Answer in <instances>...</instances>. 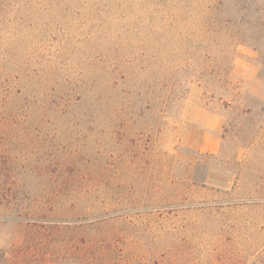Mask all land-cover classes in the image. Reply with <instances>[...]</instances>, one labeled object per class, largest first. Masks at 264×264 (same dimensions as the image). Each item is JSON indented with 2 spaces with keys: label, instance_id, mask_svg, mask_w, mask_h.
<instances>
[{
  "label": "rangeland",
  "instance_id": "1",
  "mask_svg": "<svg viewBox=\"0 0 264 264\" xmlns=\"http://www.w3.org/2000/svg\"><path fill=\"white\" fill-rule=\"evenodd\" d=\"M6 89L76 107L0 113V264H264V0H0Z\"/></svg>",
  "mask_w": 264,
  "mask_h": 264
},
{
  "label": "trees",
  "instance_id": "2",
  "mask_svg": "<svg viewBox=\"0 0 264 264\" xmlns=\"http://www.w3.org/2000/svg\"><path fill=\"white\" fill-rule=\"evenodd\" d=\"M19 92L6 89L0 92V113L8 117V123H42L45 115L56 110L74 108L70 98L54 100L48 96L41 98H19ZM71 102V103H70ZM54 109V111L52 110ZM23 114V115H21ZM6 118V117H5Z\"/></svg>",
  "mask_w": 264,
  "mask_h": 264
},
{
  "label": "crops",
  "instance_id": "3",
  "mask_svg": "<svg viewBox=\"0 0 264 264\" xmlns=\"http://www.w3.org/2000/svg\"><path fill=\"white\" fill-rule=\"evenodd\" d=\"M212 120H214L216 117L214 115H208Z\"/></svg>",
  "mask_w": 264,
  "mask_h": 264
}]
</instances>
